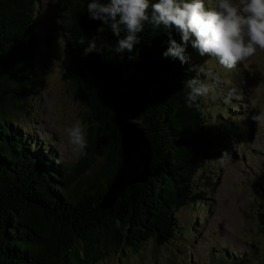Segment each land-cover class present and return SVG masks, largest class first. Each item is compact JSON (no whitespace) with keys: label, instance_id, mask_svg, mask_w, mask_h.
Masks as SVG:
<instances>
[{"label":"trees","instance_id":"16d2710c","mask_svg":"<svg viewBox=\"0 0 264 264\" xmlns=\"http://www.w3.org/2000/svg\"><path fill=\"white\" fill-rule=\"evenodd\" d=\"M56 1L70 51L63 77L85 105L88 143L83 156L69 162L17 125V112L27 107L22 99L38 79L40 0H0V264H100L149 239L173 242L182 226L176 211L195 194V175L213 158L217 133L246 129L240 122L246 113L226 93H217L212 106L202 97L199 107L186 106L185 81L197 77L196 66L221 67L202 60L191 40L186 63L165 57L170 37L183 43L174 28L146 23L140 42L121 59L109 51L117 42L110 27L89 18L90 0ZM94 36L105 47L83 56L87 44L79 40ZM127 115L145 127L149 174L127 185L112 207L101 208L123 164L119 126ZM223 261L247 264L230 252ZM256 264H264V250Z\"/></svg>","mask_w":264,"mask_h":264},{"label":"rangeland","instance_id":"374dc122","mask_svg":"<svg viewBox=\"0 0 264 264\" xmlns=\"http://www.w3.org/2000/svg\"><path fill=\"white\" fill-rule=\"evenodd\" d=\"M212 2L206 0V4ZM39 4L36 30L42 49L38 79L22 99L27 107L17 112V125L38 141L50 142L58 159L75 162L85 151L69 143L64 129L79 122L88 135L85 105L75 92L76 85L63 77L70 51L60 6L56 0H40ZM201 58L210 63L214 60L207 55ZM215 73L219 76L217 93L234 90L231 98L246 113L240 120L246 129L241 134L230 128L229 132L218 130L221 140L212 149L213 158L195 175V194L176 211L182 225L178 239L165 244L149 239L137 251L110 253L100 264H224L229 252L244 257L247 264L258 262L264 250L259 222V213L264 212V121L257 124L252 117L264 110V50L257 49L232 70L221 67ZM232 75L235 77L230 78ZM217 99L208 98V106ZM214 120L215 115L212 123ZM99 182H105L103 175Z\"/></svg>","mask_w":264,"mask_h":264},{"label":"clouds","instance_id":"9594fccd","mask_svg":"<svg viewBox=\"0 0 264 264\" xmlns=\"http://www.w3.org/2000/svg\"><path fill=\"white\" fill-rule=\"evenodd\" d=\"M87 10L90 19L102 21L117 37L109 51L121 54V59L125 51L132 52L140 42L138 34L146 23L155 28H174L180 33L183 43L170 37L163 55L179 58L182 63L187 62L185 52L190 40L201 56L214 58L228 70L253 56L257 49L264 50V0H214L210 4L206 0H90ZM79 43L87 44L83 56L102 52L105 47L97 45L96 36L87 41L82 37ZM196 67L197 77L185 81L188 108L199 107L198 98H217L218 74L205 70L203 65ZM202 74L204 79L200 78ZM233 94L234 90L230 91L225 99ZM252 119L257 124L264 121V110ZM64 134L76 150L85 151L87 132L79 122L67 126Z\"/></svg>","mask_w":264,"mask_h":264},{"label":"water","instance_id":"95a60500","mask_svg":"<svg viewBox=\"0 0 264 264\" xmlns=\"http://www.w3.org/2000/svg\"><path fill=\"white\" fill-rule=\"evenodd\" d=\"M132 120L135 123H132ZM119 131L123 148V164L100 202L101 208L112 207L127 185L144 181L149 174L152 153L143 123L127 115L122 119Z\"/></svg>","mask_w":264,"mask_h":264}]
</instances>
